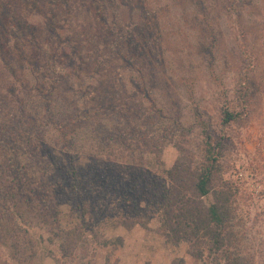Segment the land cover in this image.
<instances>
[{"label":"rangeland","instance_id":"374dc122","mask_svg":"<svg viewBox=\"0 0 264 264\" xmlns=\"http://www.w3.org/2000/svg\"><path fill=\"white\" fill-rule=\"evenodd\" d=\"M225 107L238 114L227 127ZM206 125L232 193L235 245L249 264H264V0H0V207L10 181L18 193L34 192L32 206L43 205L28 212L36 257L27 259L22 233L4 244L0 227V264H203L186 244L169 243L155 217L148 228L112 223L160 191L146 151L161 145L166 169L180 158L177 145L201 161ZM119 129L126 142L108 141ZM146 136L152 143L137 148ZM100 138L110 148L100 152ZM119 167L146 175L125 182L120 211L87 188L102 183L101 171L121 177ZM73 168L91 216L67 249L55 235L73 224L53 218L57 203L43 194L48 175L67 189ZM74 205L59 209L67 214ZM5 247L23 252L10 260Z\"/></svg>","mask_w":264,"mask_h":264},{"label":"trees","instance_id":"16d2710c","mask_svg":"<svg viewBox=\"0 0 264 264\" xmlns=\"http://www.w3.org/2000/svg\"><path fill=\"white\" fill-rule=\"evenodd\" d=\"M112 25V33L116 34V24L112 23ZM117 38L122 40V34L120 37L117 36ZM159 113L161 116L162 112L160 111ZM237 118V113L225 107L221 112V125L227 127L236 121ZM174 127L175 124L171 123L168 130L172 131ZM206 128H208V125L203 127L202 133L207 144V155L201 161L196 162L192 158H189L187 150L181 145H177L179 153L183 155H180V158L176 160L170 169H166L162 161L161 145L158 144L154 148H149L150 151H146L148 155H154L155 162L152 161L154 163L152 176L153 180L159 183L160 191L155 193L150 203L145 207L140 205L136 206V211L139 214L136 212L132 217L121 214L122 216L112 224L122 226L127 230H130L134 226L148 228L149 218L155 217L159 223V230H161L162 235H164L169 243L175 246L186 244L188 247L187 253L192 258L202 261L203 264H249L245 257L239 253L235 245V236L237 235V232L234 231L235 215L233 211L235 209L233 207L230 187L228 183L222 181L223 167H220V145L219 143L211 144V136L206 132ZM181 130L184 129L181 128ZM187 130L192 131L193 127ZM117 133V136H109L108 141L115 138L117 142L119 141V144H122L120 141L126 142V136L120 129L117 130ZM182 134L184 135V131H182ZM141 138L142 142L138 143L137 148L145 146L144 142H148L147 145L152 143V136ZM98 140V145L101 148L100 152H102L108 146L107 143H105V146L103 144L107 140L106 138H100ZM108 148L110 147L108 146ZM120 148V156H126L123 148ZM111 153L114 154V151ZM115 159L119 158L115 157ZM100 160H104V157H100ZM147 163L150 164V160ZM117 169L114 168L115 171L121 174V177L111 173L104 175L101 171L99 174L104 178L102 183L96 178L97 184L90 183L87 188L91 194H95L99 190L104 194L103 196L105 198H108V201L104 202L107 209H111L108 205L109 203L111 207L117 208L120 211L123 210V207H120V205L124 207L127 205L125 204L127 197H118L122 187H127L125 184L130 183L131 176H136L140 180L141 177L146 175H141L142 169L140 170L141 173L137 170L136 173L131 171V174L125 168L124 170L121 167ZM66 172L70 178L68 188L64 190L61 182L59 183L58 180H55L53 175H48L47 183L44 184L47 189L43 196L44 202L54 196L57 204L54 205L56 214H54L53 218L61 216L73 224L72 231L62 230L61 235H55L57 238L65 239L69 247L67 249H72L78 244L79 238L80 240L82 239L86 228V226L83 227V223L88 217L90 218L91 213L88 208L90 204L89 200L83 197V181L78 171L73 168ZM12 182L15 181L6 182V184L9 183L5 185L8 188L6 193H4L6 200L3 201V205L0 207V227L4 230L1 233H5L3 238L4 244L8 243L6 240L7 237L13 240L15 233L17 235L22 233L20 236L23 241H26L24 247L29 246L27 249L29 252L27 259L31 260L32 257H36V242L31 240L29 235L28 229L31 228V221L28 217V212L36 214L39 211L42 213L43 205L39 203L37 207L32 206V194L35 196L34 192L30 189L18 193V187L13 186L11 184ZM59 190L61 193L59 196H56L55 193ZM68 192L73 197V201L69 197ZM209 194L213 197L211 204H207L204 201V198ZM72 202L76 203L74 208L69 213L63 214L59 206H68ZM133 209L135 211V208ZM103 216L108 218L107 214ZM76 219L81 220L82 224L75 223ZM116 243L121 245V238H118ZM101 244L103 246H109L113 243L105 240ZM63 247L64 245L62 243V251L65 252L66 250ZM7 249L10 260L21 256L23 252L11 247ZM181 263L182 260L180 259L179 261H174L173 264ZM3 264L5 263L3 262Z\"/></svg>","mask_w":264,"mask_h":264}]
</instances>
